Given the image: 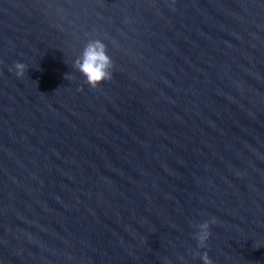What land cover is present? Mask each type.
<instances>
[{"label": "water", "instance_id": "obj_1", "mask_svg": "<svg viewBox=\"0 0 264 264\" xmlns=\"http://www.w3.org/2000/svg\"><path fill=\"white\" fill-rule=\"evenodd\" d=\"M205 252L264 264V0H0V264Z\"/></svg>", "mask_w": 264, "mask_h": 264}, {"label": "clouds", "instance_id": "obj_2", "mask_svg": "<svg viewBox=\"0 0 264 264\" xmlns=\"http://www.w3.org/2000/svg\"><path fill=\"white\" fill-rule=\"evenodd\" d=\"M74 68L83 76L85 83L91 89H97L102 83L110 81L113 77L114 61L108 55L107 47L101 40L90 41L82 51L80 57L74 61ZM16 75L23 76L26 65L20 62L14 65ZM213 219L211 224H215ZM198 232L195 239L199 247L206 246L210 237V223L204 222L197 225ZM203 264H212L209 256L205 252L201 257Z\"/></svg>", "mask_w": 264, "mask_h": 264}]
</instances>
